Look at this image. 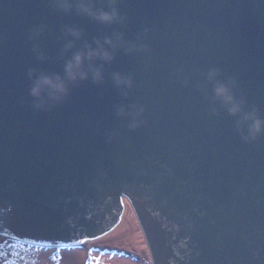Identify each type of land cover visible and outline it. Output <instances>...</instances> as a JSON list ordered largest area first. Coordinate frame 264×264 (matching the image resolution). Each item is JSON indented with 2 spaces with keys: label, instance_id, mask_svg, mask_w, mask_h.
I'll return each instance as SVG.
<instances>
[{
  "label": "water",
  "instance_id": "1",
  "mask_svg": "<svg viewBox=\"0 0 264 264\" xmlns=\"http://www.w3.org/2000/svg\"><path fill=\"white\" fill-rule=\"evenodd\" d=\"M94 6L124 19L101 23L75 0L69 11L56 0H0V236L78 247L113 231L128 203L152 264H264V133L245 140L241 116L213 99L207 78L217 69L264 117V0ZM68 26L83 31L72 51L119 33L125 42L111 62L93 61L103 82L89 76L38 109L29 69L63 74ZM117 72L130 88L115 84ZM118 106H142L139 126Z\"/></svg>",
  "mask_w": 264,
  "mask_h": 264
},
{
  "label": "clouds",
  "instance_id": "2",
  "mask_svg": "<svg viewBox=\"0 0 264 264\" xmlns=\"http://www.w3.org/2000/svg\"><path fill=\"white\" fill-rule=\"evenodd\" d=\"M56 3L65 11L72 8L73 0H56ZM77 10L88 16L93 17L97 21L105 24L123 21V17L118 7H112L111 10H97L94 6V0H75ZM117 0H113L115 5ZM41 30L36 29L32 39L39 37ZM66 42L63 46L65 53L71 52V55L64 63V72L47 73L36 69H29V79L31 86L29 94L33 98L34 106L41 110H46L50 105L63 102L71 92V87L77 82L87 80L91 76L95 83H101L104 80V70L102 65L93 63L94 60L100 59L104 62H111L114 58L113 49L123 44L124 36L122 33L116 34L115 38L112 35L105 36L103 41L97 39L95 46L91 43H85L82 48L72 51L76 48V42L83 37V31L75 26L66 28ZM129 48L128 51H133ZM34 51L37 52L38 59H46L45 54L40 50L39 46H34ZM87 62V63H86ZM218 70L213 68L207 73V78L214 81L212 89L213 99L220 101L227 111L234 116H241L238 121V130L243 134L245 140H252L258 135L264 133V117L260 116L256 109L245 110L247 103L243 98H237L232 86L229 83L216 79ZM113 80L118 87L130 88L133 84L131 77L124 76L121 73H114ZM234 83V82H233ZM144 109L142 106H136V110L132 113L128 112L127 107L118 106V115L130 114L133 119L130 122L131 127H138L140 124L139 116L142 115ZM246 126V132L244 128Z\"/></svg>",
  "mask_w": 264,
  "mask_h": 264
},
{
  "label": "rangeland",
  "instance_id": "3",
  "mask_svg": "<svg viewBox=\"0 0 264 264\" xmlns=\"http://www.w3.org/2000/svg\"><path fill=\"white\" fill-rule=\"evenodd\" d=\"M109 248L110 250H107ZM0 264H152L140 225L129 204L120 224L86 247L38 248L0 236Z\"/></svg>",
  "mask_w": 264,
  "mask_h": 264
},
{
  "label": "flooded vegetation",
  "instance_id": "4",
  "mask_svg": "<svg viewBox=\"0 0 264 264\" xmlns=\"http://www.w3.org/2000/svg\"><path fill=\"white\" fill-rule=\"evenodd\" d=\"M85 247L87 246V245H84ZM78 248V247H77ZM63 249H76L75 247H70V248H53L52 250H53V252L54 253H58L59 251H61V250H63ZM107 250H110L109 248H106Z\"/></svg>",
  "mask_w": 264,
  "mask_h": 264
}]
</instances>
